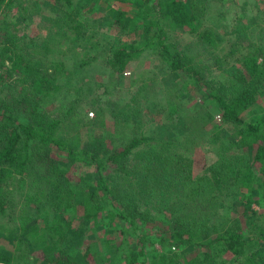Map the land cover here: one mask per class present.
Listing matches in <instances>:
<instances>
[{
    "label": "trees",
    "instance_id": "16d2710c",
    "mask_svg": "<svg viewBox=\"0 0 264 264\" xmlns=\"http://www.w3.org/2000/svg\"><path fill=\"white\" fill-rule=\"evenodd\" d=\"M95 1L99 31L131 37L108 50L115 81H127L133 60L151 52L161 63L157 81L167 70L182 73L184 90L205 89L214 114L184 117L183 104L150 97L144 85L140 102L123 108L128 136L84 122L70 96L84 90L98 44L77 26L76 38L65 31L79 5L47 3L51 14L41 19L50 31L20 47L7 36L18 31L19 4L0 0V86L12 89L0 99V264H264V40L246 46L239 38L207 67L219 58L212 31L199 36L208 45L199 56L176 40L180 32L201 34L206 0ZM238 47L240 57L231 58ZM58 105L70 106L69 116L54 117ZM151 106L182 124L148 134ZM198 148L217 162L196 173Z\"/></svg>",
    "mask_w": 264,
    "mask_h": 264
},
{
    "label": "rangeland",
    "instance_id": "374dc122",
    "mask_svg": "<svg viewBox=\"0 0 264 264\" xmlns=\"http://www.w3.org/2000/svg\"><path fill=\"white\" fill-rule=\"evenodd\" d=\"M17 2L20 8L19 18H16L18 19L17 22H19V28L17 32L9 31L7 36L12 37L13 45L21 47L25 45L26 41L27 43H31L37 37L42 38L48 34L50 26L48 24L44 25L41 18L51 14L50 6L47 3L53 4L55 0H17ZM72 2L74 5H79L82 13L80 12V15H76L73 22L69 19L65 21V31L68 32L69 36H74L78 32L75 29L77 26L80 32H82L83 35L85 34V38L92 36V34H96V37L92 41L98 44V48H96L97 51L89 52L90 56L88 59L90 61L86 68L90 69V71L83 80L85 86L84 90L77 95L74 89V93L70 96V101L77 102L79 107L83 110L84 122L91 123V121H96L98 124L96 128H104L108 132L114 133L120 137L128 136L129 129L126 128L125 124L127 113L123 108L130 104H132V107H135L136 103L140 102L138 89L144 87V85L145 87L147 85L145 93H149L150 97L151 95H156V98L158 97L157 100H159L161 99V97L158 96L159 93L164 95L168 94L167 98L170 102L179 105L183 104V107L185 110L188 109V112H179V114L184 117L189 116L190 119H195L196 113H202L204 116L205 114L213 116L215 107L212 105V102L208 100L209 98L206 99L207 94L204 93L206 90L203 89V93L197 91L198 85L196 87L194 85L190 88V91H185L184 80L186 79L182 73H172V71L167 70L170 75L164 78L162 74V78H159L160 81H157V74L159 75L157 71L161 63L157 56L151 52L145 53L133 60L122 76L125 77L127 81H122V83L115 81V77L118 76V74L115 72L111 74L112 71L106 66L105 62L108 50L116 44L118 39L126 43L131 37L122 35L119 32H114L109 28L99 31L100 26H96V21L103 20V16L100 15V8L95 0H72ZM202 7L201 16L204 29L201 34L194 36L190 31L180 32L176 34L178 35L176 40L181 43V48H185L191 57L199 56L201 53H204L208 47V45H206L205 48H202L205 41L199 36L203 33L212 31L213 38L220 43L215 52V55L219 58L214 57L216 58L215 60H206L204 66L216 67L222 59L229 56L231 52L229 48L230 44L238 41L239 38L241 40L239 42L246 46L250 44L259 45L264 40V0H206V2L202 4ZM16 13L17 11L15 14ZM2 14L3 12L0 11V20H2ZM216 33L220 36L217 37ZM83 40L85 39L77 38V41L80 43H84L85 41ZM196 42L199 43L200 48ZM242 49L243 48L238 47L236 55L233 54L230 57H240ZM67 52L68 51L65 52V55ZM77 53L80 59L82 52L78 51ZM69 57H71V55ZM2 58L3 57L0 56V62ZM225 62L228 61L223 60V63ZM69 63L73 65L72 62ZM221 67H223L222 63ZM214 70L215 72L218 71L215 68ZM210 75L211 74H207L205 78L209 77L211 79L210 81H213L214 78ZM173 76L177 78L176 81L178 82H176V85L172 84V82L168 85L165 83L162 85L163 82L172 80ZM218 81L219 80H216L212 86L217 85ZM202 84L204 83L202 82L200 85L202 86ZM80 85L81 83L78 86ZM206 87H208V85ZM1 88L4 90L0 92V99L12 92V89H9L7 86L4 88L1 85L0 89ZM181 92L183 95L180 94ZM136 94V102L134 103L132 100ZM154 103H157V101ZM151 107L152 109L154 108V106ZM261 107H264V102H262ZM154 109L156 111L150 112L149 114V120L152 121L150 124H154V126L148 128V134L154 132V135H165V133L159 129L155 134V128L165 125L166 130L172 131L174 130V123H177L179 127L182 124L179 116H174L171 121V119H167L163 113L160 114L157 107ZM69 111L70 106L65 107L58 105L55 108L54 117L66 118V115L69 116ZM98 116H101V118L105 120V123L98 119ZM219 120L220 115L216 114L215 121L218 122ZM212 125H214V122ZM181 128H183V125ZM192 157L194 159V172L196 173L211 167L217 162V160H215L216 158L209 154L205 148H198ZM241 159L246 163L251 161V158L246 153H243ZM13 197H15L14 194ZM160 229L161 228H158L157 231L159 232ZM151 231H153V228ZM157 248L159 249L160 247L157 246ZM223 259H225V257Z\"/></svg>",
    "mask_w": 264,
    "mask_h": 264
}]
</instances>
